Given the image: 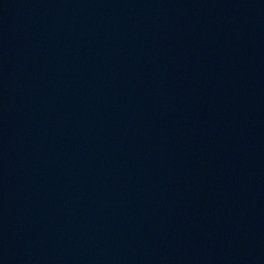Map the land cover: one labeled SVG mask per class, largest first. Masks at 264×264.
<instances>
[{
	"label": "water",
	"instance_id": "water-1",
	"mask_svg": "<svg viewBox=\"0 0 264 264\" xmlns=\"http://www.w3.org/2000/svg\"><path fill=\"white\" fill-rule=\"evenodd\" d=\"M0 264H264V0H0Z\"/></svg>",
	"mask_w": 264,
	"mask_h": 264
}]
</instances>
